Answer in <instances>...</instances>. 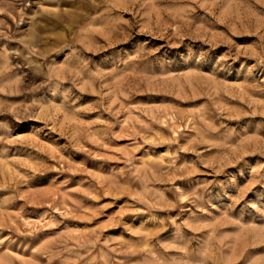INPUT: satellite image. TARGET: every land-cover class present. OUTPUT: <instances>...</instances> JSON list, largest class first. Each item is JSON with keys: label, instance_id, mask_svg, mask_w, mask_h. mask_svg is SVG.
<instances>
[{"label": "rangeland", "instance_id": "obj_1", "mask_svg": "<svg viewBox=\"0 0 264 264\" xmlns=\"http://www.w3.org/2000/svg\"><path fill=\"white\" fill-rule=\"evenodd\" d=\"M0 264H264V0H0Z\"/></svg>", "mask_w": 264, "mask_h": 264}]
</instances>
